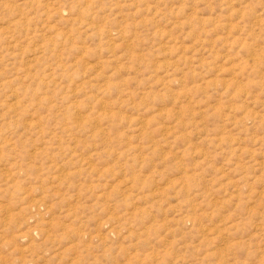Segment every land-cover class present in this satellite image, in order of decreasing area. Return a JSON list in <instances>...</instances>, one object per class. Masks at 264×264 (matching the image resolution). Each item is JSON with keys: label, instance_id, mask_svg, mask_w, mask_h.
<instances>
[{"label": "rangeland", "instance_id": "1", "mask_svg": "<svg viewBox=\"0 0 264 264\" xmlns=\"http://www.w3.org/2000/svg\"><path fill=\"white\" fill-rule=\"evenodd\" d=\"M0 264H264V0H0Z\"/></svg>", "mask_w": 264, "mask_h": 264}]
</instances>
